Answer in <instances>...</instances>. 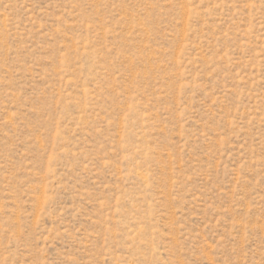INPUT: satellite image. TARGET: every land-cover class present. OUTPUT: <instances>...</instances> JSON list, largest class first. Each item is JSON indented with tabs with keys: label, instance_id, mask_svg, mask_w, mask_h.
<instances>
[{
	"label": "rangeland",
	"instance_id": "obj_1",
	"mask_svg": "<svg viewBox=\"0 0 264 264\" xmlns=\"http://www.w3.org/2000/svg\"><path fill=\"white\" fill-rule=\"evenodd\" d=\"M0 264H264V0H0Z\"/></svg>",
	"mask_w": 264,
	"mask_h": 264
}]
</instances>
